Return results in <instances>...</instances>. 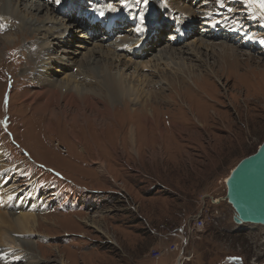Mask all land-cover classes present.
Returning <instances> with one entry per match:
<instances>
[{
	"label": "rangeland",
	"instance_id": "374dc122",
	"mask_svg": "<svg viewBox=\"0 0 264 264\" xmlns=\"http://www.w3.org/2000/svg\"><path fill=\"white\" fill-rule=\"evenodd\" d=\"M186 1L196 6L186 12L188 15L196 10L197 17L225 18L228 41L207 40L217 51L205 56L207 64L193 66L185 59V74L169 78L163 73L176 68L167 69L162 61L147 71H137L120 66L105 47L113 73L122 70L132 83L136 71L140 73L137 78L149 76L154 82L139 88L141 99L124 89L119 96L99 87L102 95H92L90 104L84 102L86 96L83 99L72 91L76 94L72 101L54 103L60 114L56 118L50 115L51 122L46 112L36 110L40 96H34V71L25 70L27 57L33 58L28 60L30 65H38L40 51L33 45L42 35L28 14H9L13 20H7L16 28L0 34V166L5 176L12 178L13 192L6 195L22 193L16 188L15 175L6 172L11 168L17 179L24 181V188L36 184L55 202L50 210L34 211L37 225L32 223L28 233L11 231L12 214L0 209L5 220L0 222V232L15 240L13 244L2 237L6 243L0 246L9 254L16 251L10 254L16 264L27 262H17L23 258L21 253L40 259L39 264H170L176 261L178 251L155 258L153 250L179 242V236L168 235L174 232L187 234V249L195 254L185 264H264V226L236 224L234 209L224 200L226 178L264 139L263 19L252 12L247 0H207L212 4L202 9L197 7L205 0ZM40 5L43 12L35 19H43L48 9L47 3ZM5 10L6 5L0 6V11ZM204 33L198 32L199 37L189 39L190 43L197 45ZM19 40L28 42L25 50H20ZM89 41L85 42H96ZM230 45L237 54L223 53L224 46ZM52 46L55 48L49 46L50 50L59 47L57 43ZM72 51L60 47L53 52L66 57ZM85 63L80 71L89 74ZM51 71H56L55 66L47 70ZM90 71L95 76L99 73ZM66 73L56 72V76ZM81 76L82 83L84 77H90ZM29 80L33 85L28 101L24 93ZM96 83L98 80L89 85L95 87ZM136 84L138 87L139 82ZM143 90L152 97L140 94ZM145 100L148 102L143 104ZM108 106L112 107L110 115ZM3 190L6 188L0 186V192ZM200 210L205 226L197 229L194 222ZM22 241L36 249L30 251Z\"/></svg>",
	"mask_w": 264,
	"mask_h": 264
},
{
	"label": "bare ground",
	"instance_id": "6f19581e",
	"mask_svg": "<svg viewBox=\"0 0 264 264\" xmlns=\"http://www.w3.org/2000/svg\"><path fill=\"white\" fill-rule=\"evenodd\" d=\"M172 1H175V0H172ZM150 3H153V0H151ZM39 4L32 2V1L30 2L29 0H1L0 6L3 7L4 5H6V10L0 11V18L7 20L9 18V14H11V13H16L17 17H21V15H23V14H28L30 16V18L32 17V19H30L32 21V26L35 28V30L38 31V33L40 35H42V37L40 36L41 40L38 42V44L33 45V46H37V49L40 51V53L38 54V59H37L38 65L36 68H35L34 64L30 65L28 60L32 61L33 58L29 59L27 57V59H26L27 65H25L26 66L25 70L27 72H29V70L34 71V73H32V78L36 82L33 85L34 89H35L34 90V96H36V95L40 96L39 100L35 101L36 110H38L40 112H46V115L49 116L50 122H51L50 115H52V116H54V118H56L60 114V111H58L54 107V103H56V105H60L61 104L60 100L62 101V99H66L67 101H72L73 99L71 97H73L75 93H77V95L81 96L82 98L84 96H86L87 99L84 102H89L90 104H92V99L94 98V97H92V95H99V96L102 95V92L99 90V87H104L105 90L109 93V95L118 94L119 96H122L121 90L124 89L128 94L133 95L135 93L136 94L135 96H137L139 99L142 98V97L140 98L141 95H139V88L141 89L146 84L152 82L153 79H148L149 76H146V78L144 77L145 79L137 78L138 76H140V73L133 71V74H132L133 77L135 76V80L137 82H139L138 87H136L137 84L135 85L136 81H134V80L132 81V83H128L129 78L131 79V77L128 78L127 76H125V72H122V70L117 71V72L114 71V73L112 72V67H113L112 64L113 63L110 62V59L105 58L107 56V54L110 52L108 51V53H107L104 50L105 47H107L108 50H110L112 52V55L114 54L115 61L122 64L120 66L124 65V66L133 67L137 71H138V69L140 70L143 68H148V67L150 68L151 66H155L154 64H156V62L158 63V62L162 61V63L167 67V69L176 68L175 71L169 70V71H167L166 74L163 73V75H165V77L170 76L169 78H171L172 75H174L175 77L178 76L181 78V73L183 74L185 68L187 67V62H186L187 60H189L193 64V66L197 65L199 67H202V65H204L206 63V57L205 56L211 55V53L217 52L215 50L216 49L215 44L208 43L207 40L209 38L204 39V37H207V36H209L211 39L213 38L212 37L213 35L211 36L210 32H208V35H203V37H200L199 39H197L198 40L197 45H192L193 43H190V40H188L186 38L183 39V36L179 32H176V34L173 35L174 40L167 39V40H165V42L163 40L161 45L166 44V46H164V48L159 50L160 47L157 45L154 48L152 54L147 58H143L144 56L142 55V53H139V54L134 53L130 48L140 38H137L136 40L131 41V42H128V41L124 42V44L128 45V48L125 51L121 48L123 41L116 44V45H113L111 47H109L105 43H103L104 42L103 39H102V41H96L95 42L96 44L90 43L93 41V40H90L88 42L90 44H87L85 41H87L89 38L86 34L80 35L83 40L77 41L76 42L77 44L73 43V46H75V47H72L73 51L70 52L69 54H66V57L62 56V55H56L54 52H51L52 50H50V48H55L54 46H52L54 43L58 44V41H59L58 37L60 36L59 29L63 25V21L60 18V16L56 13L55 9L52 6H50V4H52V3H47L48 5L46 8H48L50 10H48V9L46 10L43 19L42 18L35 19L38 17V15L41 12H43V10H41V5L39 6ZM249 4L251 6L252 12L255 15H260L264 21V15H262V10L259 8V6L255 3H249ZM173 5L175 6V8L182 10V11H185V12H188L193 8V7H187L183 4H181V2L179 0H176L175 4H173ZM51 9H53V10H51ZM208 18L213 19V21H215L214 25L217 26L219 30H220V28L223 27L222 26L223 21L218 20L215 16L205 17V19H208ZM18 19L20 21V18H18ZM175 20H177V18H175ZM23 23H27V21H25ZM70 26H71V24L66 25V27H70ZM171 33H173V32H171ZM142 35H143V32H140V37ZM5 36L7 37V39L9 38V36H7V35H5ZM16 36H17V33H16ZM0 38H2L1 35H0ZM127 38H129V36ZM217 38H218V40L219 39L222 40V37H216L214 39H217ZM211 39H209V40H211ZM8 41L5 40V43H8ZM222 42L226 43V41H222ZM27 43H28L27 41L23 42L22 40L21 41L19 40L17 45L20 47V50H25L27 48V47H25ZM69 43L70 42H68V44ZM183 43H185L186 46H184ZM17 45H15V46H17ZM29 45L32 46V43ZM180 45H183V46H180ZM231 45L227 46V47L224 46V49H222L223 53L225 55L237 54V50L235 49L234 46H231ZM49 46H50V48H49ZM7 47H9V46H7ZM209 47H210V49H208ZM81 49L85 50V51H81ZM204 49H206V50H204ZM30 53L31 52L29 51V54ZM80 54L82 55L81 57H80ZM189 54L191 55V57L186 56ZM75 56H77V57H75ZM185 59H187V60L185 61ZM35 60H36V58H35ZM111 60H113V59H111ZM83 62H86L88 64L86 70L88 71L89 74H87V72L85 70L80 71ZM86 63H85V65H86ZM1 66L2 65L0 64V67ZM54 66H55V70H56L55 72L54 71L47 72L48 69L53 68ZM115 66H118V65L115 64L114 67ZM76 67H78V68L76 69ZM199 67L197 69L200 70ZM90 68L95 69V71H98L99 72L98 75L95 76L93 74V71L89 72ZM70 69L73 70V73H69L68 70H70ZM127 70H128V68H127ZM148 70H150V69H148ZM56 72H63V73L67 72V73H66V75H63V76H61V78H59L56 76ZM81 75H84V76L89 75L90 77L89 78L84 77V80H86V82L82 83L79 81V79L81 78ZM152 76H154V75H152ZM162 78H164V76H162ZM96 80H98V83H96L95 87L92 85H89L91 82L95 83ZM178 80H181V79H178ZM130 82H131V80H130ZM168 83H169V81H168ZM37 89H39V90H37ZM29 90H30V88L27 87V89L24 93L25 94L24 100L29 101L31 99L32 95L30 94ZM72 91L75 93H72ZM152 92L153 91H151V93ZM144 93L146 94V91L140 92V94H144ZM146 95H149V97H152L150 92H148ZM74 97H76V96H74ZM66 100H64V101H66ZM147 102L148 101L145 100V102L143 104H145ZM111 108H110V106H108L107 115L111 114ZM147 120L152 122V120H150V119H147ZM98 161L100 164H103L102 160L99 159ZM102 167L105 168V166H102ZM0 171H1V173H0L1 185L0 186L1 187L4 186V188H6V190H3L0 192V198L7 199V201L10 202L12 205V209H11V214H12L11 224L12 225L9 226L10 230L11 231H17L20 233L21 232H27V231L32 232L31 224L35 223L34 225H37L36 221L34 220L35 219L34 211H35L37 201L34 202L32 200V197H30L31 196L30 194L29 195L26 194V196H22V193L17 192V191H16L14 196H7L6 195L7 193L11 194V192H12L11 185H10V183L12 182V180H11L12 178L5 176L4 172L1 170V166H0ZM12 188H14V187H12ZM22 208H25L26 212L21 213ZM0 222L2 224L5 223V220L2 219L1 215H0ZM7 235L8 234H6V233L1 234V232H0V243H2V242L6 243V241H3V240L1 241L2 237L5 238V240H9L10 243H13V242L15 243V240L12 241L11 239H9L7 237ZM21 244L25 245L26 248L29 249L30 251H33V248H35V246H33V244H30V243H27L24 241H22ZM26 244H28V245H26ZM0 251L7 254L8 261H9L8 264H16L15 257L10 256V254L16 252L15 250H13V252H10V254H9L8 251H4L3 246H0ZM19 256L23 257V258H19L17 260L18 263H20L23 260L25 262V259L27 260L26 264H39L40 263V259H35V257H34V259L31 258L29 253H27V254L21 253V254H19Z\"/></svg>",
	"mask_w": 264,
	"mask_h": 264
},
{
	"label": "water",
	"instance_id": "95a60500",
	"mask_svg": "<svg viewBox=\"0 0 264 264\" xmlns=\"http://www.w3.org/2000/svg\"><path fill=\"white\" fill-rule=\"evenodd\" d=\"M226 187L224 200L234 209V222L264 226V141L255 153L235 166L226 179Z\"/></svg>",
	"mask_w": 264,
	"mask_h": 264
},
{
	"label": "built area",
	"instance_id": "2783aa9c",
	"mask_svg": "<svg viewBox=\"0 0 264 264\" xmlns=\"http://www.w3.org/2000/svg\"><path fill=\"white\" fill-rule=\"evenodd\" d=\"M194 226L197 229H202L205 226V219L202 217V210H200V213L197 216V219L194 222ZM191 230V229H190ZM169 235V233H168ZM171 235V234H170ZM172 235H178L180 237V241L171 244L168 247V251L169 252H173V251H178L179 255L177 256V258L175 259L176 261L174 262V264H184L186 261L191 260V258L193 257V254L188 251L187 246L189 244V239L187 238V234H177V233H172ZM166 253L165 250L162 249H154L153 250V256L155 258H159L161 256H163Z\"/></svg>",
	"mask_w": 264,
	"mask_h": 264
},
{
	"label": "snow or ice",
	"instance_id": "6c2138e0",
	"mask_svg": "<svg viewBox=\"0 0 264 264\" xmlns=\"http://www.w3.org/2000/svg\"><path fill=\"white\" fill-rule=\"evenodd\" d=\"M60 0H57V3H59ZM122 2L125 4V5H128L129 7H131L132 5L130 4L129 0H122ZM249 3H255L259 6V8L262 10V15H264V0H248ZM135 3L137 5H141L144 9V11H140L138 13V18H139V25L137 26L136 28V31L138 32H142L144 31V27L147 23V20H146V16H145V11H147L148 9V6L150 4V0H135ZM109 7L111 8L112 6L109 5ZM101 16L104 15V12L103 11H100L99 13Z\"/></svg>",
	"mask_w": 264,
	"mask_h": 264
},
{
	"label": "clouds",
	"instance_id": "9594fccd",
	"mask_svg": "<svg viewBox=\"0 0 264 264\" xmlns=\"http://www.w3.org/2000/svg\"><path fill=\"white\" fill-rule=\"evenodd\" d=\"M175 233H177V234H185L186 235V233H184V232H175ZM170 235V234H169ZM171 235H172V233H171ZM176 237H178V235H175ZM168 248H166V249H162V250H165L166 252L168 251L167 250ZM173 252H175V251H173ZM193 258V257H192ZM192 258H191V260H192ZM176 259V258H175ZM174 262V261H173Z\"/></svg>",
	"mask_w": 264,
	"mask_h": 264
},
{
	"label": "trees",
	"instance_id": "16d2710c",
	"mask_svg": "<svg viewBox=\"0 0 264 264\" xmlns=\"http://www.w3.org/2000/svg\"><path fill=\"white\" fill-rule=\"evenodd\" d=\"M263 141H264V139L260 142V144L258 145V147L255 149V151L254 152H252V153H255L256 151H257V149L259 148V146L263 143ZM251 153V154H252ZM234 261H237V260H233L232 262H234ZM185 264V263H184Z\"/></svg>",
	"mask_w": 264,
	"mask_h": 264
},
{
	"label": "crops",
	"instance_id": "0c3cea01",
	"mask_svg": "<svg viewBox=\"0 0 264 264\" xmlns=\"http://www.w3.org/2000/svg\"><path fill=\"white\" fill-rule=\"evenodd\" d=\"M167 156H168V155H167ZM168 157H169V156H168ZM148 193H152V192H148ZM168 247H169V246H168ZM168 247H167V248H168ZM191 253L193 254V258H194V255H195V254H194L192 251H191ZM193 258H192V259H193ZM190 261H191V260H190ZM173 263H174V262H172V263H170V264H173Z\"/></svg>",
	"mask_w": 264,
	"mask_h": 264
}]
</instances>
